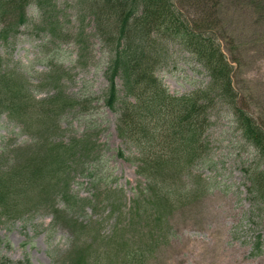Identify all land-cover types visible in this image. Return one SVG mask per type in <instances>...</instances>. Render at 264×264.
Masks as SVG:
<instances>
[{"label": "rangeland", "instance_id": "374dc122", "mask_svg": "<svg viewBox=\"0 0 264 264\" xmlns=\"http://www.w3.org/2000/svg\"><path fill=\"white\" fill-rule=\"evenodd\" d=\"M172 1L190 20H209L200 23L213 31L232 66L230 79L237 107L264 132V0ZM57 5L62 16L70 18L67 0H57ZM26 16L27 22L18 32L0 44V67L25 79L36 100L54 93L52 85L41 84V76L50 69L64 70L61 90L82 104L58 118L55 142L67 144L83 137L91 151L70 161L67 197L55 190L48 203L29 210L20 208L25 209L23 214L12 219L0 218V264H74L71 254L79 246L90 243L94 249L114 229L118 236L126 230L122 225L116 227V222L128 218L112 217L110 211L114 205L120 211L130 207L133 189L141 179L128 161L132 149L116 134V116L102 101L106 81L103 52L97 41L90 36V50L85 54L88 64L79 65L74 61L77 50L72 44H58L35 25L32 5ZM157 75L168 92L178 96L208 82L198 64L175 44L169 45L166 63ZM84 100L93 101L87 104ZM210 122L209 151L194 171L205 181L199 184L205 194L174 211L161 230L149 231L150 227L140 222L136 231L139 236L146 234L143 241L139 236L133 238L132 231L125 234L126 240L141 248L149 231L152 250L142 264H264V210L249 201L244 175V169L255 167L257 159L241 139L224 104L215 106ZM33 143L21 124L0 113V173L11 170L24 153L34 151ZM25 178L22 172L17 179ZM24 191L14 199L38 196V189ZM52 206L62 211L63 220L54 218ZM73 225L83 231L74 232ZM257 237L261 241L259 254L253 247ZM103 260L99 264H108Z\"/></svg>", "mask_w": 264, "mask_h": 264}, {"label": "trees", "instance_id": "16d2710c", "mask_svg": "<svg viewBox=\"0 0 264 264\" xmlns=\"http://www.w3.org/2000/svg\"><path fill=\"white\" fill-rule=\"evenodd\" d=\"M67 4L70 18L62 16L57 0H0V44L27 22L30 5L36 14L35 25L58 44H72L77 50L74 61L79 65L88 64L85 54L92 36L103 52V104L115 114L116 134L132 149L128 161L141 179L133 189L130 207L120 211L114 205L110 211L112 217L128 218L116 222V227L122 225L126 230L118 236L114 229L94 249L90 243L79 246L71 254L74 264H99L103 259L108 264H142L145 254L152 250L149 231L161 230L174 211L205 194L199 185L205 181L194 171L208 154L210 116L218 103L231 111L241 139L254 152L257 164L247 166L244 175L249 201L264 210V132L237 107L230 79L232 66L213 31L202 25L209 20H190L172 0H67ZM171 44L180 46L204 71L208 82L202 88L180 96L165 88L157 73L166 63ZM64 73L61 68L50 69L41 76V84L52 85L54 93L36 100L25 79L0 67V113L22 125L35 149L24 153L11 170L0 173V218L12 219L25 209L48 203L55 190L67 197L70 161L91 151L83 137L67 144L55 142L58 118L82 104L61 90ZM22 172L25 181L17 179ZM27 186L38 189V196L14 199ZM52 212L55 219L63 220L62 211L52 206ZM140 222L150 229L143 247L138 248L125 239V234L132 231L133 238H138ZM73 227L74 232L83 231ZM145 236L138 239L143 241ZM253 247L255 254L261 252L259 237Z\"/></svg>", "mask_w": 264, "mask_h": 264}]
</instances>
